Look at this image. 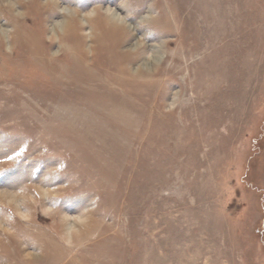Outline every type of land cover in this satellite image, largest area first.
<instances>
[{
  "label": "rangeland",
  "instance_id": "1",
  "mask_svg": "<svg viewBox=\"0 0 264 264\" xmlns=\"http://www.w3.org/2000/svg\"><path fill=\"white\" fill-rule=\"evenodd\" d=\"M0 1V264H264V0Z\"/></svg>",
  "mask_w": 264,
  "mask_h": 264
},
{
  "label": "bare ground",
  "instance_id": "2",
  "mask_svg": "<svg viewBox=\"0 0 264 264\" xmlns=\"http://www.w3.org/2000/svg\"><path fill=\"white\" fill-rule=\"evenodd\" d=\"M1 2V1H0ZM51 2H53L54 3V1H51ZM1 4H2V2H1ZM6 6V5H5Z\"/></svg>",
  "mask_w": 264,
  "mask_h": 264
}]
</instances>
